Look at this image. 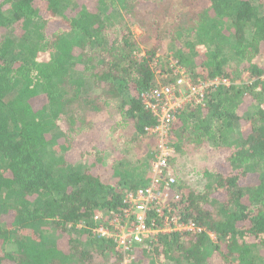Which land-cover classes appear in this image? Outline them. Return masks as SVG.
<instances>
[{"label":"trees","instance_id":"obj_1","mask_svg":"<svg viewBox=\"0 0 264 264\" xmlns=\"http://www.w3.org/2000/svg\"><path fill=\"white\" fill-rule=\"evenodd\" d=\"M163 42L178 47L173 58L192 80L231 82L177 117L173 171L190 149L224 157L201 170L197 190L179 177L172 192L175 214L203 230L159 235L127 255L264 264V0H0V264L123 259L92 234L93 217L103 223L151 181L144 129L154 121L140 97L155 85ZM94 114L129 125L130 142L151 158L129 159L127 145L111 161V149L94 144L78 168L68 155Z\"/></svg>","mask_w":264,"mask_h":264},{"label":"built area","instance_id":"obj_2","mask_svg":"<svg viewBox=\"0 0 264 264\" xmlns=\"http://www.w3.org/2000/svg\"><path fill=\"white\" fill-rule=\"evenodd\" d=\"M153 73L155 85L140 97L143 109L154 121L144 129L146 136L153 138L155 150L149 169L151 181L145 187L126 193L121 205L103 223L101 215L93 217L92 234L96 238L111 240L115 248L125 254L119 264H137L133 255L127 254L136 247L156 243L159 235L203 230L193 221H181L175 214L171 200L177 196L172 192L180 176L171 167L177 153L169 143L173 138V125L184 109L204 106L209 90L231 83L225 78L194 81L172 57L164 65L157 61ZM86 225L84 221L78 228Z\"/></svg>","mask_w":264,"mask_h":264},{"label":"rangeland","instance_id":"obj_3","mask_svg":"<svg viewBox=\"0 0 264 264\" xmlns=\"http://www.w3.org/2000/svg\"><path fill=\"white\" fill-rule=\"evenodd\" d=\"M133 32L136 35L141 34V30H139L136 27L133 28ZM139 41H142V38ZM141 45L142 47L145 48L144 44L141 43ZM176 50H178V47L175 44L169 45L166 44L165 42H163V44H160L158 50L159 64L164 65L170 57L172 58L174 56L176 57L177 55ZM108 114L104 116L99 114L91 115L89 119L90 122H92V127L90 128V130H88L86 136L79 137L77 142H79L80 144H78L76 151L73 154L68 155V159L71 160L73 164H76V166L79 163L85 165V163L83 162L84 159L82 158L81 154L90 150L91 146L94 144L101 148L106 147L111 149L109 153L111 155L110 158L111 161L115 160L114 157L115 155L113 154V152L116 149L120 151L121 148L123 149L127 145L131 147L127 154L129 159L132 158L135 160L139 159V161L150 159L151 155L150 153L147 152L146 146L142 144L141 145L143 147L140 145H136V143L137 144L140 143L138 141H135L133 143L130 142L131 139L135 138V134L134 132L131 131L130 126L129 125L124 126L123 122L121 126H119V124H116L117 123L116 121L118 119L108 116ZM141 142L144 144V140ZM190 151L191 153L189 155L182 157L178 161L176 172L178 176H180L186 181L188 180L187 182L189 183L190 186H193V189L197 190L200 187L199 184H201V176L199 174L201 170L204 169V167L206 166H211L214 163L215 164L219 163L220 161L223 160L222 157L224 156L222 152H211V151L204 152V150L199 151L197 149L196 150L190 149ZM77 167L82 168L81 166H77ZM146 247L148 246L147 245H143L142 247L140 246V248H146ZM7 249L10 251L11 249H13V247H8ZM143 260L144 263L141 264L150 263L149 259L143 258Z\"/></svg>","mask_w":264,"mask_h":264}]
</instances>
